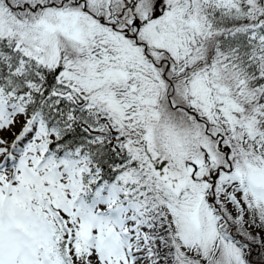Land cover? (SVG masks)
<instances>
[{
	"label": "snow or ice",
	"instance_id": "snow-or-ice-1",
	"mask_svg": "<svg viewBox=\"0 0 264 264\" xmlns=\"http://www.w3.org/2000/svg\"><path fill=\"white\" fill-rule=\"evenodd\" d=\"M0 264H264V0H0Z\"/></svg>",
	"mask_w": 264,
	"mask_h": 264
}]
</instances>
